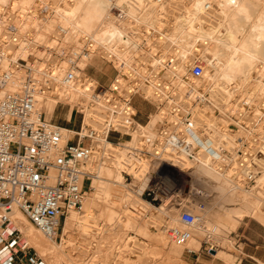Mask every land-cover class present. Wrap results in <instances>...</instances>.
<instances>
[{"label":"built area","instance_id":"obj_1","mask_svg":"<svg viewBox=\"0 0 264 264\" xmlns=\"http://www.w3.org/2000/svg\"><path fill=\"white\" fill-rule=\"evenodd\" d=\"M153 2L156 10L167 5V0ZM71 3L30 0L26 7H0V264H46L21 231L9 229L11 222L1 213L16 208L45 238L56 241L59 236L61 241L62 220L82 210L96 168L112 158L109 149L99 150V144L116 135L119 140L114 147H123L121 138L131 140L136 132V97L152 105L160 119L152 142L138 138L127 147L136 165L134 172L147 163L140 196L150 204H160L163 197L187 188L189 184L180 173L190 175L203 162L201 149L218 154L209 157L211 162L221 160L224 152L220 145L216 151V145L210 148L207 143L213 133L223 129L218 121L228 111L212 107L210 96L193 93L192 80L203 79L204 66L190 53L181 56L173 43L171 16L159 10L157 23L148 26L138 15L127 16L126 4H113L107 17H114L117 26L128 25L129 30L120 35L118 41L122 42H111L77 29L74 18L67 14ZM96 57L116 69L106 88L94 85V78L85 73ZM60 93L64 100L55 107L66 106L81 116L78 131H69L65 138L62 127L46 120L38 107L42 99H57ZM68 96L73 102L66 99ZM200 105L211 106L214 117L203 111L198 114ZM211 124L215 132L209 136L204 129ZM254 160L251 158L242 172V186L256 183L262 174L257 162H251ZM157 174L171 177L173 187L163 192L153 187ZM198 206L203 209L202 204ZM179 220L184 229L171 228L168 236L184 246L198 218L182 210ZM9 237L15 239L7 243ZM207 246L214 249L212 243Z\"/></svg>","mask_w":264,"mask_h":264},{"label":"bare ground","instance_id":"obj_2","mask_svg":"<svg viewBox=\"0 0 264 264\" xmlns=\"http://www.w3.org/2000/svg\"><path fill=\"white\" fill-rule=\"evenodd\" d=\"M114 1H115V3H114ZM169 1L167 3H169ZM172 1L174 2V0H172ZM177 1H176V3H177ZM182 1L184 2V0H182ZM182 1L180 4H182ZM191 1H192L191 2L192 4L191 5L188 4L187 7H183L181 5H178L179 1H178L177 5H175V2H174V5L176 7L178 6L177 8H180V9L185 8V10H182L183 12L180 9H178V11H175L176 9H174V12H173L172 9L176 8V7H173V8L170 7L171 9L168 10L167 7L170 6V4H168V6L166 5V6L161 7L160 14H162L163 12L167 13L169 15L171 14V17H168V18H170V20L173 22L172 23V25H173L172 38L174 41L173 43L175 45H177L178 50H179L182 57H184V55H186L188 53H190L192 55V53L194 51L199 52V54H201V57L207 63V67H206L204 75H205L206 79L211 82L210 86L209 87L207 86V90L211 91L212 89H217V91L220 93L221 99L218 97V99H220L219 103L215 100V97L217 95H215V94L210 95L209 98L211 100H213V102H214L212 107L217 105L218 107H220V109L224 110V109H227L226 106L229 105V102L232 98V95L235 92H238L239 89L241 90V88L243 87V85L247 81V79L249 77H250L249 79H255L253 74L257 73L258 68L255 69L254 65H256V64L264 65V7L259 8L258 6L261 3H258V2L254 3L253 2L254 0L253 1H251V0H235V3H232L231 0H191ZM258 1H260V0H258ZM29 2H30V0H0V7H8V6H10L11 8H15L17 6L19 8L20 7H26L27 5H29ZM74 2H75V5H74ZM173 2H171V3L173 4ZM72 3H71L72 5L70 4L71 6L69 5V7H68L67 14L69 15L68 16L69 18H71V19L74 18L73 19L74 20L73 25L77 29H79L80 31H82L84 33H87V34L97 33L98 38L103 39V40L109 39L111 42H113V41L122 42V41H118L120 35L124 31L129 30L128 25L122 24V25L117 26V24H116L117 22L115 21L114 17H111V16L107 17L108 16V10L113 9V8H110L111 6H113V4H114V6H118V7L122 6L123 4H126L127 16L132 17V18H137L136 15H138V18L140 19V21L145 25H148L147 23H149L148 26H153L159 20L158 19L159 12L156 11L154 2L153 1L151 2V0L150 1H148V0H135V2H133V3H132V1L128 2L127 0H77V1L72 0ZM257 3H258V5H257ZM262 5H263V3H262ZM213 6H215V8H213ZM151 7H153V8H151ZM202 14H203V16H202ZM240 14L244 15L243 19H245V22L247 21V23H249L250 19H252L251 16L253 17L254 15H256V18H253L255 20L252 19L253 21H252L251 25L245 26L246 24L243 25L244 23H242L240 21V19L237 20V18H236L237 16L241 17ZM211 17H214V21H212L213 18L211 20ZM122 26L124 28H122ZM220 26H222L223 29H222V27L220 28ZM209 43L210 44L212 43L213 45L209 46L208 45ZM194 54H195V52H194ZM199 54L197 53V55H199ZM127 55H128V53L126 52V56ZM194 59H199V58L197 56L196 58L194 57ZM253 63H255V64L253 65ZM256 67H258V66L256 65ZM262 68H264V66ZM252 69H255L253 74L249 73V72H251ZM261 70L263 71L264 69H261ZM256 79H257V84H259V83L264 84L263 80L261 79L260 76H257ZM257 88H259V86H257ZM242 89H244V88H242ZM259 91L264 92V85H262L259 88ZM262 92H261V94H262ZM253 94H254V92H253ZM64 97H65V95H63L61 93L58 95L57 99H54V98H51V96L50 97L48 96V97H46L45 100L42 99L40 101L42 105L38 106V107H39V109H42V106H45L43 104H45V102L48 103V105L46 107V112L49 113L48 116H51L55 112V106H56L57 102L64 100V99H62ZM67 98L69 99L70 102H73L72 97L68 96V97H66V99ZM250 98H251V96L249 97V100H251ZM250 102L251 101H249V103H247V104H250ZM237 105H238V100L236 99L234 108H236ZM233 106H234V102H233ZM210 107L211 106H209V105H205L203 108H201V109L198 108V109L201 111H204V109L210 110ZM228 108L230 109V107H228ZM224 111H226V110H224ZM206 112H204V113H206ZM199 113H200V111H199ZM223 115H225V113ZM228 116H229V114H228ZM150 118L153 119V121L148 122L146 125H141V124L137 123L138 128H137L136 132L131 134L132 139L130 141H127L125 144L122 145L123 149L122 150L119 149L118 151H115L114 155L112 153H110L113 156L109 160V162L105 161L104 164H102L99 168L98 167L96 168V171H95L96 176L93 178V181H92V189L95 191V195H94V197L91 196L93 198L91 200H89L88 205L87 204L85 205L86 208H85V211L83 212V215H79V216L78 215H71V216L66 218L65 226L63 229V236H62L63 239H64V236L69 233V230H71V228L73 226H76L77 224H79L80 222H83V221H85V222L89 221V219L92 218L91 217V214L93 211L92 209L97 205V203H102V202L105 203L106 201H108L110 204L112 203V206L114 205L113 204L114 196H116L118 194L119 187L124 186V184L122 182L123 178H122L121 172L131 171V170H129L131 168V165L133 167H135L133 164L134 161L132 159H130V156H128L127 147H132V145H134V142L138 138H141L144 140L146 139L148 142H152L156 137L157 131H156L155 127L157 126V124L160 123V119H159L157 114H154V116L151 115ZM220 122H223L222 117H221ZM226 122H227V120L225 119L224 124ZM155 123H156V125H155ZM229 123L227 122L226 125H228ZM211 127H213L212 124L209 126H206V129H204V131L209 132V133L215 132L214 130H211ZM234 127L238 128L236 125ZM224 129H226V128H224ZM61 130H62L61 132H62V135L64 138L69 135V131L67 129L61 128ZM239 130L236 131L235 133H233L231 136L233 138H236L238 142H241L242 137H243V136L241 137V135H242V132L244 130L242 132ZM220 133H217V134H218V136H221V137H219L221 139L225 135L226 132L225 133L223 132L224 133L223 136H222V133L221 134ZM243 133H245V132H243ZM214 134H216V133H214ZM226 135H228V134H226ZM226 135H225V137H226ZM218 136H216V137H218ZM245 137H247V136H245ZM245 137H244V139H245ZM231 138L228 137V139H230V140H231ZM210 139H212V140H209L210 143H207V146L210 148H214L219 139L217 140L213 136L210 137ZM221 140L225 141V138H222ZM230 140H229L230 144H229V142H228V144L232 145L231 144L232 142ZM226 141H228V140H226ZM251 142H252V140H251ZM234 143H236V142H234ZM222 144H223V142H222ZM249 144L252 145V143H249ZM224 145H226V144H224ZM248 146L251 147L250 145H248ZM112 147H114V145L110 142H107L105 144H103L101 142L99 144V150L100 151L107 150V149L112 150ZM247 149L248 148H246V150ZM251 149H253V148H251ZM115 150H116V148H115ZM248 150H250V149H248ZM201 151L202 152L200 154L203 155L202 157L205 156L206 160L204 159L205 161L197 164L195 167V170L192 172V174L187 175V173L181 172L180 176H183L185 178V182H187L190 185V187L192 186V188H193V186H195L199 189H202V188L203 189L206 188L208 190L210 189V191H211V192L209 191L211 194L210 197L215 195L213 197V200L218 201L217 205H219V206H217L218 209L216 211L212 210L210 212H207V214L204 213V215H205L204 219L200 220V218L197 217L198 218V225L200 226V229H198V231L196 232V235L198 233L203 234V232H207L210 230L216 232V234L220 233V230L225 229V227H226L222 223V222H224L223 218H225V221L226 220L229 221L230 223L229 222L228 223L231 224V226H233V227H235L237 225V223L239 221H241V219L246 215H252V218L259 219L260 221H262L261 218L264 217V213H263L264 201L262 200L261 197L264 194V192L263 191L260 192L259 190L257 192L256 189H262V188L264 189V186H263V184H264L263 183L264 182V173L262 174V176H260L256 180L257 185H256V187L254 186V192L255 193L252 190L253 194L252 193L250 194V192L248 193L247 191L239 189V187H237V184H233V182L234 183H236V182L229 177V174L228 175L220 174V172L218 173L216 171L217 169L215 170L213 168V163L210 164L211 160L209 161V157L215 158L218 156V154L211 153L209 151H204L202 149H201ZM211 151H212V149H211ZM251 152H253V151L251 150ZM241 154H243V155H241ZM243 157H245L244 152L237 155V160L242 161ZM237 163L239 164V162H237ZM146 165H147V163L145 162V168H143L139 172H133L134 173L133 177L135 179L134 181H136V183H137V185H139L140 189H142L144 187L143 178H144V173H145L146 168H147ZM125 166L126 167L128 166L130 168L127 167L128 168L127 169ZM223 170H222V172H223ZM101 172H102V174L100 175ZM129 173L132 174V172H129ZM229 173H231V172L229 171ZM205 178H210L211 180H215L216 182L213 185H211L208 182H205V180H203ZM187 180H189V181H187ZM196 189H195V191H196ZM252 189H253V187H252ZM193 190L191 189V191H193ZM250 190H251V188L249 189V191ZM205 191L206 190H204V193L208 192V191L207 192H205ZM197 194L199 195V192H197ZM127 195L128 196L126 199L128 200L129 206H130V209L128 208L129 211H127L128 215L124 214L121 219L119 218L120 220L118 219L120 221L119 226L121 225V229L119 227L121 234H123L122 232L126 233L127 230H129V231H134L136 233H140L144 236H147L148 235V230H147L148 225L146 223L147 221H144V219H145L144 217H145V213L149 209H152V208L156 211H164V213L167 214L168 218L170 217L171 219H173V221L177 222V220H178L177 216H178V214H179L178 212L180 210L179 209L180 205L178 202H176V203L174 202L173 205H169V203H168L169 199H167L168 197L165 196L162 199L163 203L160 207H152L146 201L139 199V198H136V197L134 198L133 196H131L132 195L131 193L127 194ZM203 195H201V197ZM206 195L208 196V194H205L204 196H206ZM193 197H194V195H193ZM198 198L196 197V198H194V200L198 199ZM194 202H196V201H194ZM109 203H108V205H109ZM183 204H185V203H183ZM193 204H191V202H190V205H193ZM231 205L236 206V207L229 208V206H231ZM166 206H167V208H165ZM188 207H190V206H188ZM193 209L195 210V208H193ZM1 216H3V218H7L11 222V226L9 227V229L17 228L19 231L24 233L26 235V238H28L29 244H31L39 253H41V255L49 256V258L51 260L54 259L52 253L58 252V250L54 248V247H57L56 246L57 244L54 243L53 239H48L50 241V244H47L48 242H46L44 240L45 238L43 239V236L41 235V233L38 230H35V228L31 225V223L27 220V218L19 210H17L16 208H12L10 211L2 212ZM222 219H223V221L220 222ZM113 220H114V218H113ZM141 221H144L146 226H142ZM227 221L224 223L228 224ZM176 222H173V223H176ZM178 222H179V220H178ZM180 225H181V223H180ZM164 226H165V224H164ZM168 226H170V225H168V223H167V227ZM229 227H230V225H229ZM233 227H230V228H233ZM173 229H174V227H173ZM156 232H158V236H155V237H156V239L158 237L157 240L161 243V246L163 249L167 250L168 252H170V251L176 252L177 251L178 245L175 246V243L171 241L169 236L167 238L164 237V236H166V235H164L165 230L161 231L160 228H157ZM214 232H213V234H214ZM206 235H207V233H206ZM125 237H126V235H125ZM127 237H128L127 238L128 240H127L126 246L130 242L135 244V242L133 240L134 238L132 239V238H129V236H127ZM213 238H216V235H215V237L213 236ZM63 239H62V241H63ZM207 239H208V237H207ZM121 240H122V238H121ZM214 240L215 239H213V241ZM191 241H192V234H191L190 239L187 243H190ZM127 249H128V247H127ZM219 253L220 252H218V254L216 256H218ZM222 255H224V256H222ZM219 256H221V258H223L226 261V264H234V262L231 261L229 258H227V256L225 254L222 253ZM168 261H170V260H168ZM167 264H168V262H167ZM173 264H174V262H173Z\"/></svg>","mask_w":264,"mask_h":264},{"label":"rangeland","instance_id":"obj_3","mask_svg":"<svg viewBox=\"0 0 264 264\" xmlns=\"http://www.w3.org/2000/svg\"><path fill=\"white\" fill-rule=\"evenodd\" d=\"M127 1L131 2L130 0H127ZM148 1H150V0H148ZM152 1H154V0H151V2ZM168 1L169 0H167V2ZM176 1L174 0L175 5H177V3L179 1L178 5H181L183 7H187L188 4H190V5L192 4L191 0H184V2L182 0H178L177 3H176ZM181 1H182V4H180ZM251 1H253V0H251ZM263 1L262 0H260V1L254 0L253 2L254 3H256V2L261 3V4H259L258 7L262 8V7H264ZM133 2H135V0H132V3ZM167 2H166L167 6H168V4H170V6L167 7L168 10L173 8V7H176L172 0H170L169 3H167ZM171 2H173V4ZM114 3H115V1H114ZM258 3H257V5H258ZM262 3H263V5H262ZM74 5H75V2H74ZM177 7L173 8L172 11L174 12V9H176L175 11H178V9H180V8H177ZM213 8H215V6H213ZM159 10L160 9H158L156 11H159ZM180 10L181 11L185 10V8L184 9L181 8ZM240 15H241V17L239 16L240 18L238 16L236 18H237V20L240 19V21L242 23H244L243 25L246 24L245 26L251 25L252 21L255 20L253 18H256V15H254L253 17L251 16V18L253 20L250 19L249 23H247V21L245 22V19H243L244 15H242V14H240ZM169 16H171V14ZM202 16H203V14H202ZM212 18H213V20H212ZM211 20L214 21V17H211ZM171 27H173V25ZM221 27L222 26H220V28ZM222 29H223V27H222ZM208 45L212 46L213 44L209 43ZM194 52L196 55L194 54ZM194 52L192 53L193 56L191 55V57H192V59H194V57L196 58L198 56V58L203 63L204 74H205L207 63L201 57V54H199V52H196V51H194ZM197 53L199 55H197ZM254 64L255 63H253V65ZM256 65L258 67H256ZM256 65H254V68L259 69V70L257 69L258 74L254 73L255 69H252L251 72H249V73H252V74L254 73L253 76L255 77V79L257 76H260L261 79L263 80V83H264V75H263L264 70L263 71L261 70V69H264V68H262L264 65H262V64H259V65L256 64ZM85 73L88 76L94 78L93 79V81L95 82L94 85H100L101 87L106 88L111 84L112 80L114 79V77L116 75V69H114V67H112V65H110L108 62L104 61L101 58L96 57L90 61L87 68L85 69ZM249 78L247 79V81L244 83V85L242 87L244 89L241 88V90L239 89L238 92H235L232 95V98L229 102V105L226 106L227 109H225L228 112H227V114L225 113V115H222L223 122L219 121L221 124L218 122L220 125H223L225 122V119H226L228 123L230 122L228 125H232V126H228V125H226L227 124V122H226L222 126L223 127L222 130L218 129L222 133V136L225 132H226L225 135L228 134V135H226V137H225V135L222 137V138H225V141L221 140L222 138L221 139L219 138V137H221V136H218V134H217V133H220L219 131L215 132L216 134H214V133L212 134V136L215 139H217V140L219 139L218 140L219 142L216 143V147H215L216 151L219 150V149H217V147H219V145H220L222 147V149L224 150V152L220 153L221 160L216 161V162L213 160L212 162H210V164L213 163L214 169L216 167L217 168L219 167L217 170L215 169L218 173L220 172V174H224V175L229 174V177L236 182V183L233 182V184H237V187H239V189L247 191L248 193L250 192V194L251 193L253 194L254 186L256 187V185H257L256 183H254V184L249 183V185H243L242 186L241 184H239V183H241L239 181H240V177H241L242 172L244 171L245 167L249 166V162H250L249 160L251 158L255 159L254 161H251V162H253V163L257 162L256 165L258 167H261V169L263 171V172L262 171L261 172H262V174L264 173V92L259 91V88L264 84H261V83L257 84V79L255 80V79H249ZM95 79L99 81V84H96L97 82ZM210 84H211V82L206 79L205 75H203V79H201V80H197V81L192 80L193 93L195 95H198V96L199 95H206L205 97H209L210 95L215 94V95H217L216 96L217 99H218V97L220 98V93L217 91V89L211 88L212 89L211 91L207 90V86L209 87ZM257 86H259V88H257ZM253 92H254V94H253ZM261 92H262V94H261ZM250 96H251V98H250L251 100H249ZM220 99H218V102ZM236 99L238 100V105L236 108H234ZM249 101H251L250 104H247V103H249ZM133 102L138 108H140V111H139L137 118H136L137 123H139L141 125H146L148 122H152L153 119H151L150 116L151 115L154 116V114H157L155 112L156 111L155 108L152 107V105H150V104H147V103L145 104V102L144 103L140 102V99H138V97H136ZM233 102H234V106H233ZM43 105H45V106H42V109H43L44 117L46 120H50V121H52V123H55L56 125L63 127L65 129H67L68 131H71V132L78 131V129L80 127V121H81L80 115L75 114L74 111L71 112V110H69L68 107H66V106L58 105L57 107H55L56 109H55L54 114L51 116H48L49 113L46 112V107H47L48 103L45 102V104H43ZM203 107H204V105L203 106L200 105V108H203ZM228 107H230V109ZM204 110L205 111H203V112L207 111L206 112L207 114L205 113L207 116H209L211 118L214 117L212 111L210 112L209 109H204ZM198 111H200V113H198V114H202L201 110L198 109ZM228 114H229V116H228ZM209 117H205V118L209 119ZM155 125H156V123H155ZM235 125L238 128L234 127ZM226 126H228V128ZM155 128H156V131L158 132L159 131V124H157V126ZM224 128H226V129H224ZM238 130L241 132L244 130L243 132H245V133L242 132L241 137L242 136L243 137H242L241 142H238L236 138H233L231 136L233 133H235ZM207 135L210 136V133ZM216 136H218V137H216ZM227 136L230 138L232 137L231 140L228 139ZM245 136H247V137H245ZM244 137H245V139H244ZM118 140H119V137L114 135V137H111L108 140V142L113 144V143H116ZM220 140L223 141V144L222 143L220 144ZM226 140H228V141H226ZM229 140L232 142L231 144L233 146L229 145L230 144ZM251 140H252V142H251ZM127 141H130V137L123 136L121 138L120 143L125 144ZM228 142H229V144H228ZM234 142H236V143H234ZM249 143H252V145ZM224 144H226V145H224ZM248 145H250L251 148H253V149H251L253 152L248 150L250 148ZM115 148H116V150H115ZM246 148H248V149L246 150ZM119 149L122 150L123 147H121V146L120 147H112V150L109 149L110 150L109 152H111L114 155L115 151H118ZM238 150H240L241 152L245 151V154H247L248 157H249V155L251 157L250 158L247 157L248 159L246 157H243L242 161L237 160V155H238L237 151ZM241 155H243V154H241ZM201 159H203V161L206 160L205 156L202 157ZM210 159H209V161H210ZM246 160H247V162H246ZM237 162H239V164ZM134 166L136 167L135 164H134ZM132 167H133L132 165H131V168L128 167V168H130L129 170H131V171L121 172V175L123 178L122 182H123L125 187L124 186L119 187L118 194L116 196H114L113 201L115 203L113 202V204H114L113 206H112V203L110 204L108 201L103 203L99 199L102 203H97V205L92 209L93 210L92 214H91L92 218L89 219V221H86V222L83 221V222H80L79 224H77L76 226H73L71 228V230H69V233L64 236V239L62 238L63 241L62 240L60 241L59 236H58L57 240L54 241V243L57 244L56 245L57 247H54V248L58 250L57 253H52L54 259L51 260L49 258V256L41 255V253H39L30 244V246L37 252V254L44 260V262L46 264H104V263L105 264H167V262H168V264H170L171 262H172L171 264H173V262H174V264H189V262H187L186 251L187 252H188V250L199 251V249L201 247V243L206 242V241H208L209 243H212L214 246L213 250H209V246L205 245V249L203 250V252L206 253V255H204V256L206 257V263L207 264H226V261L223 258H221V256H219L222 253L225 254L227 256V258H229L231 261H233L234 264H238L240 258L245 257V253L247 252V250H250L251 248L254 249V247L256 246V244L253 243L254 240H256L259 236L264 237V220L260 221L259 219L252 218V215H246L241 219V221H239L237 223V225L235 227L231 226V224H229L230 222L227 220H226L227 223L228 222L229 223L228 224L224 223L226 221H225V218H223L224 222H222L223 219L220 222H222L226 226L225 227L226 230L221 229L220 233H217V234H216V232L210 230L207 232H203V234L198 233L196 235V232L198 231V229H200V226L196 225L195 228H193L192 230L189 231V233L192 234V241L190 243H186L184 246L178 245L176 252H173V251L168 252L167 250L163 249L161 246V243L157 240L158 237H157V239L155 237V236H158V232H156L157 228H160L161 231L165 230L164 235H166V236H164V237L167 238L169 229H171L173 227L174 228L175 227H178V228L181 227L180 229H184V227L182 225H180V223H179L180 222L179 217H180V213L182 210H187L191 213H194L201 220V219L205 218L204 213L207 214V212H210L212 210L216 211L218 209V207H217V206H219V205H217L218 201L213 200V197L215 195H213L212 197H208V196H211L210 189L209 190L206 188L205 189H203V188L199 189L195 186H193V188H192V186L190 187V185H187L186 189L182 188V190H178L176 192H173V194H171L170 196L169 195L166 196V197H168L167 199H169L168 200L169 205H173L174 202L179 203V205H180L179 209L180 210H179V212H178L179 214L177 216L179 222H178V220H177V222L173 221V219H171L170 217L168 218L167 214H165L164 211H156L152 208V209H149L145 213V217H144L145 219L143 218L144 221H147L146 223L148 225V228H147L148 235L147 236H144L140 233H136L134 231H129V230H127L126 233L122 232L123 234H121V232L119 230V227L121 229V225L119 226V223H120L119 220L123 217L124 214L128 215L127 211H129V209H130L129 202L126 199L128 196L127 194L131 193L132 194L131 196H133L134 198L136 197V198L142 199V200L146 201L147 203H149L148 200H146L140 196V192L143 188L140 189L139 185H137L136 181H134L135 179H134V177H132L134 174ZM221 169L222 170L224 169L223 172ZM229 171L232 174L229 173ZM102 172L100 173V175L102 174ZM126 172L127 173L132 172L130 177L125 176V174H127ZM262 174L259 175L257 178L262 176ZM257 178H256V180H257ZM203 180H205V182H208L211 185H213L216 182L215 180H211L210 178H205ZM241 180H242V177H241ZM263 186H264V184H263ZM252 187H253V189H252ZM190 188L192 190L193 189L194 190L191 191ZM250 188H251V190L249 191ZM195 189H196V191H195ZM199 190L202 191V193H204V190H206L205 192L208 191L207 193H204V195L208 194V196L203 195L200 198L199 196H197V192ZM252 190H253V192H252ZM258 190L260 192H262V191L264 192L263 188L262 189H256L257 192H258ZM94 195H95V191L92 189L85 197V200H84L83 205H82V210L79 213L71 212L68 214L67 217H69L71 215H78V216L83 215V212L85 211V208H86L85 205L86 204L88 205L89 200H91L94 197ZM193 195H194V197H193ZM263 195H262V197L261 196L260 197L264 201ZM91 196H93V197H91ZM196 197L197 198L199 197L200 199L198 198V199L194 200V198H196ZM194 201H196V202L198 201L197 202L198 204L203 203L205 205V208L203 210H199V207L197 206L198 204ZM107 202L109 203V205ZM190 202H191V204H193V203L194 204L190 205ZM162 203L163 202H161L160 204H156V205L150 204V203L149 204L152 207H160L162 205ZM183 203H185V204H183ZM188 206H190V207H188ZM234 207H236V206H233V205L229 206V208H234ZM165 208H167V206ZM193 208H195V210ZM263 213H264V203H263ZM113 218H114V220H113ZM65 221H66V219L62 220V222H65ZM144 221H141L142 226H146ZM173 222H176V223H173ZM167 223L170 226L167 227ZM164 224H165V226H164ZM171 224L172 225L174 224V225L172 226ZM229 225H230V227H233V228H230ZM244 229H246V232L243 234ZM208 232L210 234L211 233L213 234V232H214V234L210 235ZM206 233L208 236L206 235ZM22 234L26 238V235L24 233H22ZM125 235H126V237H125ZM215 235H216V238H213V236L215 237ZM127 236H129V238H132V239L134 238L133 240H134L135 244L130 242L126 246V243L128 240ZM207 237H208V239H207ZM44 238L45 237L43 236V239ZM121 238H122V240H121ZM26 239L28 240V238H26ZM213 239H215V240L213 241ZM44 240L46 242H48L47 244H50V241L47 238H45ZM175 246H177L176 243H175ZM127 247H128V249H127ZM258 250L264 251V248H260ZM218 252H220L218 255L220 258L218 256H216L218 254ZM222 256H224V255H222ZM168 260H170V261H168ZM255 263L261 264L262 262L258 261Z\"/></svg>","mask_w":264,"mask_h":264},{"label":"crops","instance_id":"obj_4","mask_svg":"<svg viewBox=\"0 0 264 264\" xmlns=\"http://www.w3.org/2000/svg\"><path fill=\"white\" fill-rule=\"evenodd\" d=\"M135 107L137 108L138 111H140V108H138L136 105H135ZM198 192H199L200 196L198 194L197 195L199 197H201V195L204 194V193H202V191H198ZM208 197H210V196H208ZM199 204L203 205V209L205 208V205L203 203H199ZM245 232H246V229H244L243 234ZM253 243L256 244L254 249L251 248L250 250H247V252L245 253V257L240 258L238 264H256L255 262L261 261V256H264V251H260L258 249L264 248V237L259 236L256 240H254ZM207 244H208V241L202 242L199 251H193V250H190V252L186 251L187 262H189V264H207L206 263V257L204 256V255H206V253L203 252V250L205 249V245H207Z\"/></svg>","mask_w":264,"mask_h":264},{"label":"snow or ice","instance_id":"obj_5","mask_svg":"<svg viewBox=\"0 0 264 264\" xmlns=\"http://www.w3.org/2000/svg\"><path fill=\"white\" fill-rule=\"evenodd\" d=\"M232 3H235V0H231ZM32 151H35L32 149ZM153 187H156L158 191L163 192L164 190L171 189L173 187V180L171 177L164 174H157L153 178ZM264 220V217L261 218ZM15 239V237H9L7 243H11V241ZM261 262L264 264V256H261Z\"/></svg>","mask_w":264,"mask_h":264}]
</instances>
